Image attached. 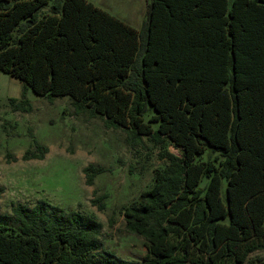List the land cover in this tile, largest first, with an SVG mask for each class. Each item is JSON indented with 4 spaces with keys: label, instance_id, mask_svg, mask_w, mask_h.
<instances>
[{
    "label": "trees",
    "instance_id": "obj_1",
    "mask_svg": "<svg viewBox=\"0 0 264 264\" xmlns=\"http://www.w3.org/2000/svg\"><path fill=\"white\" fill-rule=\"evenodd\" d=\"M49 2L0 0V71L25 83L14 109H31L28 87L69 95L132 145L162 147L153 185L122 208L142 264H264V0H152L141 31L88 0L40 15ZM48 151L36 141L23 157ZM105 170L89 163L86 184ZM12 211L0 264H140L102 251L94 215L44 200Z\"/></svg>",
    "mask_w": 264,
    "mask_h": 264
},
{
    "label": "rangeland",
    "instance_id": "obj_2",
    "mask_svg": "<svg viewBox=\"0 0 264 264\" xmlns=\"http://www.w3.org/2000/svg\"><path fill=\"white\" fill-rule=\"evenodd\" d=\"M88 1L141 31L152 0ZM53 3L50 0L39 14L50 12ZM26 90L31 109H14L10 99L24 98L25 83L0 71V186L5 189L0 213L12 215L17 202L33 206L44 200L66 212L80 210L94 215L103 224L102 251L142 264L146 253L143 237L126 230L122 208L153 185L154 168L165 164L159 157L162 147L148 137L132 145L123 129L107 128L102 118L89 112L77 113L69 95H39L30 87ZM36 141L48 146L45 157L24 159ZM168 149L181 154L171 144ZM89 163L106 169L93 185L86 184L83 171ZM226 185L224 180L223 197ZM104 193L106 208L99 210L91 200ZM255 254L264 257V251ZM99 258L97 255L96 260Z\"/></svg>",
    "mask_w": 264,
    "mask_h": 264
}]
</instances>
